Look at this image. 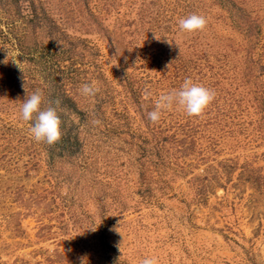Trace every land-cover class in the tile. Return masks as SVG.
I'll use <instances>...</instances> for the list:
<instances>
[{
  "label": "rangeland",
  "instance_id": "1",
  "mask_svg": "<svg viewBox=\"0 0 264 264\" xmlns=\"http://www.w3.org/2000/svg\"><path fill=\"white\" fill-rule=\"evenodd\" d=\"M186 78L215 90L204 114L149 121ZM24 84L58 142L19 119ZM151 256L264 264V0H0V264Z\"/></svg>",
  "mask_w": 264,
  "mask_h": 264
},
{
  "label": "clouds",
  "instance_id": "2",
  "mask_svg": "<svg viewBox=\"0 0 264 264\" xmlns=\"http://www.w3.org/2000/svg\"><path fill=\"white\" fill-rule=\"evenodd\" d=\"M208 23V18L199 13H191L178 21L180 31L185 33L203 31ZM154 39L160 40L161 38L154 33ZM168 42L171 43L169 40ZM99 90L96 82H92L84 84L80 91L84 96H94ZM24 91L26 94L19 109V119L31 122L29 132L36 142H44L49 145L58 142L62 136V120L58 112V102L56 107L42 108L44 96L39 89L29 95L24 84ZM146 94L151 95L150 92ZM215 98L214 89L195 83L191 78H186L179 89L162 92L158 95L153 110L147 113V118L154 124L158 123L162 119L163 113L173 110L174 107L189 116H200L204 114ZM140 264H159V262L157 257L151 256L145 257Z\"/></svg>",
  "mask_w": 264,
  "mask_h": 264
}]
</instances>
